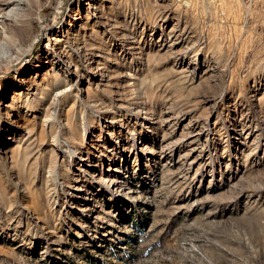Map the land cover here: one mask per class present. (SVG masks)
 <instances>
[{"label": "rangeland", "instance_id": "obj_1", "mask_svg": "<svg viewBox=\"0 0 264 264\" xmlns=\"http://www.w3.org/2000/svg\"><path fill=\"white\" fill-rule=\"evenodd\" d=\"M20 1L0 264H264V0Z\"/></svg>", "mask_w": 264, "mask_h": 264}, {"label": "bare ground", "instance_id": "obj_2", "mask_svg": "<svg viewBox=\"0 0 264 264\" xmlns=\"http://www.w3.org/2000/svg\"><path fill=\"white\" fill-rule=\"evenodd\" d=\"M80 1V0H79ZM87 1V3L85 4L87 7H88V5H90V3H91V1L92 0H82V2H86ZM0 4L1 5H3L4 7H6V8H8L9 6H19V5H24L25 6V3H23V2H21L20 0H0ZM84 5V6H85ZM92 5V4H91ZM42 7V6H41ZM81 7H83V5L82 4H80L79 5V7H78V10H77V14H79L80 13V11H82V9H81ZM91 7V6H90ZM43 8H46V7H43ZM96 8V7H95ZM94 7H92V10L93 9H95ZM69 14V13H68ZM68 14H66V15H68ZM8 16V15H7ZM7 21H10L11 23L12 22H15V24L17 23V24H20V26L21 25H24V26H22V27H28V26H30V22H29V20H20V22L21 23H19L16 19L17 18H15V17H13V18H5ZM17 21V22H16ZM10 23V24H11ZM50 23L51 24H49L50 26H49V28L50 27H54V26H57L58 24H61L60 22H59V17L58 16H54L53 17V19L50 21ZM63 23V22H62ZM21 28V27H20ZM21 30H22V28H21ZM20 31V30H19ZM23 31V30H22ZM68 39V38H67ZM56 42L58 43V41H55L54 43L56 44ZM57 51H58V53H59V55H61V56H65V52L64 51H60L59 49H57ZM58 55V56H59ZM64 59V58H63ZM250 189V188H249ZM186 262V261H185Z\"/></svg>", "mask_w": 264, "mask_h": 264}]
</instances>
